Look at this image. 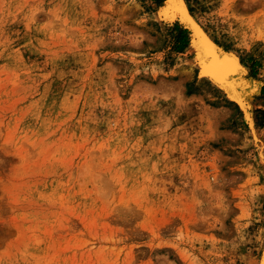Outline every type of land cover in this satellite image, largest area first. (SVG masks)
Masks as SVG:
<instances>
[{
  "label": "rangeland",
  "instance_id": "1",
  "mask_svg": "<svg viewBox=\"0 0 264 264\" xmlns=\"http://www.w3.org/2000/svg\"><path fill=\"white\" fill-rule=\"evenodd\" d=\"M0 264H264V0H0Z\"/></svg>",
  "mask_w": 264,
  "mask_h": 264
},
{
  "label": "trees",
  "instance_id": "2",
  "mask_svg": "<svg viewBox=\"0 0 264 264\" xmlns=\"http://www.w3.org/2000/svg\"><path fill=\"white\" fill-rule=\"evenodd\" d=\"M156 5H161L164 0H152ZM174 28L177 29L175 49L182 50L185 48L189 42L188 30L186 28L180 27L178 23H174Z\"/></svg>",
  "mask_w": 264,
  "mask_h": 264
},
{
  "label": "bare ground",
  "instance_id": "3",
  "mask_svg": "<svg viewBox=\"0 0 264 264\" xmlns=\"http://www.w3.org/2000/svg\"><path fill=\"white\" fill-rule=\"evenodd\" d=\"M216 61V60H215ZM231 60L230 59H222V60H217L216 62H213L214 64L213 65H215V67H213V65H211L212 67H209V65H208V69H212V72L213 73H221V72H223L225 69H228L229 68V66H231ZM211 71V70H210Z\"/></svg>",
  "mask_w": 264,
  "mask_h": 264
},
{
  "label": "snow or ice",
  "instance_id": "4",
  "mask_svg": "<svg viewBox=\"0 0 264 264\" xmlns=\"http://www.w3.org/2000/svg\"><path fill=\"white\" fill-rule=\"evenodd\" d=\"M168 2H169V3H173V2H174V0H168Z\"/></svg>",
  "mask_w": 264,
  "mask_h": 264
}]
</instances>
